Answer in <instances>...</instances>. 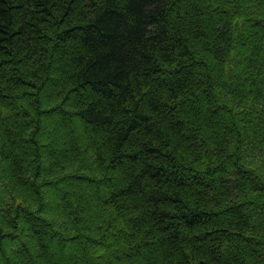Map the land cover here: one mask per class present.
<instances>
[{
	"label": "trees",
	"instance_id": "obj_1",
	"mask_svg": "<svg viewBox=\"0 0 264 264\" xmlns=\"http://www.w3.org/2000/svg\"><path fill=\"white\" fill-rule=\"evenodd\" d=\"M261 208L264 0H0V264H264Z\"/></svg>",
	"mask_w": 264,
	"mask_h": 264
},
{
	"label": "rangeland",
	"instance_id": "obj_2",
	"mask_svg": "<svg viewBox=\"0 0 264 264\" xmlns=\"http://www.w3.org/2000/svg\"><path fill=\"white\" fill-rule=\"evenodd\" d=\"M56 116V115H55ZM48 124H50L51 125V123L50 122H47ZM56 139H57V142L58 143H63V142H66L67 141V136H65L64 134H59V135H57L56 136ZM44 156L45 157H49L50 156V151H49V149H44ZM52 199V198H51ZM259 213L260 214H262V213H264V208H261V209H259ZM91 254H96V251H91L90 252Z\"/></svg>",
	"mask_w": 264,
	"mask_h": 264
}]
</instances>
